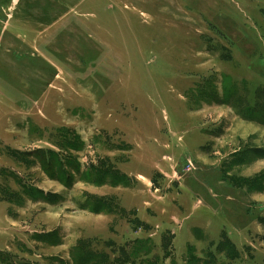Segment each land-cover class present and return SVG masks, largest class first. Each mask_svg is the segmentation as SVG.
<instances>
[{
  "label": "rangeland",
  "instance_id": "1",
  "mask_svg": "<svg viewBox=\"0 0 264 264\" xmlns=\"http://www.w3.org/2000/svg\"><path fill=\"white\" fill-rule=\"evenodd\" d=\"M0 264H264V0H0Z\"/></svg>",
  "mask_w": 264,
  "mask_h": 264
},
{
  "label": "trees",
  "instance_id": "2",
  "mask_svg": "<svg viewBox=\"0 0 264 264\" xmlns=\"http://www.w3.org/2000/svg\"><path fill=\"white\" fill-rule=\"evenodd\" d=\"M230 86H232L231 83H230ZM231 104H232V103H231ZM252 114H253V110L250 109L249 106L246 107V108L243 110V116H244V117H249V118L251 117L252 119L256 120L254 117H252ZM46 162H47V161L45 160V163H43V164H44V166H45V170H46L49 174H51V172L55 170V167H56V168H59V167L61 166V164H59V161H58V163H55V166H49V163H51L50 161L47 162V164H46Z\"/></svg>",
  "mask_w": 264,
  "mask_h": 264
}]
</instances>
